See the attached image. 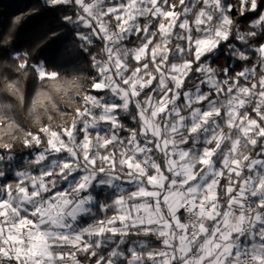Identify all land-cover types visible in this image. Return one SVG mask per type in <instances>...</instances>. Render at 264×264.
Returning a JSON list of instances; mask_svg holds the SVG:
<instances>
[{
  "label": "snow or ice",
  "instance_id": "snow-or-ice-1",
  "mask_svg": "<svg viewBox=\"0 0 264 264\" xmlns=\"http://www.w3.org/2000/svg\"><path fill=\"white\" fill-rule=\"evenodd\" d=\"M40 8L23 48L0 33V91L52 85L27 127L0 101V264H264V0ZM69 38L93 75H61Z\"/></svg>",
  "mask_w": 264,
  "mask_h": 264
},
{
  "label": "trees",
  "instance_id": "trees-1",
  "mask_svg": "<svg viewBox=\"0 0 264 264\" xmlns=\"http://www.w3.org/2000/svg\"><path fill=\"white\" fill-rule=\"evenodd\" d=\"M7 5V7H5ZM37 7L39 11L25 16L20 24L13 26V20L15 15L21 13H27L28 9ZM56 13L52 11L40 8V0H0V33L8 37L10 40V46L17 48H23L28 42L31 35L36 31L48 27L56 26ZM254 18V16H253ZM245 27L246 26H242ZM66 35V33H61ZM238 44V42H236ZM239 46V44H238ZM75 48V44L72 39L69 38L66 41L65 49L68 52L66 55L64 64L59 68L61 75L65 79H72L76 75L91 76L94 74V69L91 67L90 60L85 56L74 58L71 54L72 49ZM7 57H5V60ZM215 63H212V67L218 71L225 66L226 63L231 67H236V61H228L227 53H220L218 58H214ZM7 72L13 78H16L17 74L11 72L10 69H0V76ZM20 88L24 95V103L21 104L16 96L10 95L7 91H0V101L12 103L15 107L13 110L14 117L24 124L25 127L31 122L28 108L31 106L32 100L38 90L51 91V84H41L38 80L31 75L28 77H19ZM4 88V81L0 79V89ZM63 106V105H61ZM46 119V117H45ZM59 120V117H57ZM17 154L22 156L23 153L17 150Z\"/></svg>",
  "mask_w": 264,
  "mask_h": 264
}]
</instances>
